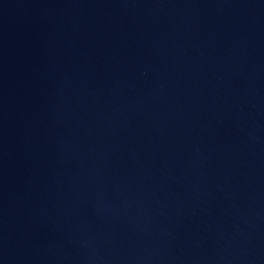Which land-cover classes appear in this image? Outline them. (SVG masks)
Returning a JSON list of instances; mask_svg holds the SVG:
<instances>
[{
	"label": "water",
	"instance_id": "95a60500",
	"mask_svg": "<svg viewBox=\"0 0 264 264\" xmlns=\"http://www.w3.org/2000/svg\"><path fill=\"white\" fill-rule=\"evenodd\" d=\"M0 264H264V0H0Z\"/></svg>",
	"mask_w": 264,
	"mask_h": 264
}]
</instances>
